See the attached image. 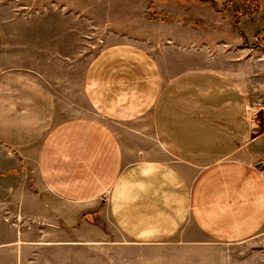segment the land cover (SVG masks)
Segmentation results:
<instances>
[{"label": "crops", "instance_id": "obj_1", "mask_svg": "<svg viewBox=\"0 0 264 264\" xmlns=\"http://www.w3.org/2000/svg\"><path fill=\"white\" fill-rule=\"evenodd\" d=\"M8 31L0 177L21 159L23 182L0 199V264H264V87L215 69L214 131L172 137L170 64L142 43L51 74Z\"/></svg>", "mask_w": 264, "mask_h": 264}, {"label": "rangeland", "instance_id": "obj_2", "mask_svg": "<svg viewBox=\"0 0 264 264\" xmlns=\"http://www.w3.org/2000/svg\"><path fill=\"white\" fill-rule=\"evenodd\" d=\"M0 28L9 30L6 39L16 50L39 56L41 68L51 74L60 68V57L64 69L73 61L82 73L103 47L142 43L163 70L170 64L172 137L214 131L211 123L220 119V112L207 109L219 102L214 92L229 87L221 84L215 69L238 73L243 86L254 81L264 87V0H0ZM254 116L264 127V113ZM148 119L153 120V113ZM198 124L203 125L199 131ZM20 163L14 178L1 173L0 199L7 198L6 184H22Z\"/></svg>", "mask_w": 264, "mask_h": 264}]
</instances>
